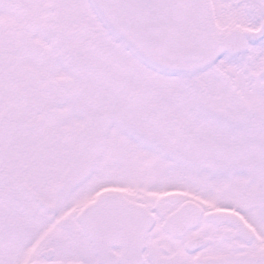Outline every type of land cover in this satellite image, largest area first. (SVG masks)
I'll return each mask as SVG.
<instances>
[{"label":"snow or ice","instance_id":"snow-or-ice-1","mask_svg":"<svg viewBox=\"0 0 264 264\" xmlns=\"http://www.w3.org/2000/svg\"><path fill=\"white\" fill-rule=\"evenodd\" d=\"M0 264H264V0H0Z\"/></svg>","mask_w":264,"mask_h":264}]
</instances>
